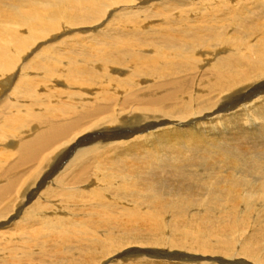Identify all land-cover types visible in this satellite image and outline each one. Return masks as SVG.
<instances>
[{
    "label": "bare ground",
    "instance_id": "6f19581e",
    "mask_svg": "<svg viewBox=\"0 0 264 264\" xmlns=\"http://www.w3.org/2000/svg\"><path fill=\"white\" fill-rule=\"evenodd\" d=\"M0 264H264V0H0Z\"/></svg>",
    "mask_w": 264,
    "mask_h": 264
},
{
    "label": "rangeland",
    "instance_id": "374dc122",
    "mask_svg": "<svg viewBox=\"0 0 264 264\" xmlns=\"http://www.w3.org/2000/svg\"><path fill=\"white\" fill-rule=\"evenodd\" d=\"M139 6H141V5H139Z\"/></svg>",
    "mask_w": 264,
    "mask_h": 264
}]
</instances>
